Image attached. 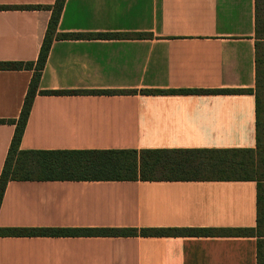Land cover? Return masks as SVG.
I'll return each mask as SVG.
<instances>
[{
	"label": "crops",
	"instance_id": "obj_1",
	"mask_svg": "<svg viewBox=\"0 0 264 264\" xmlns=\"http://www.w3.org/2000/svg\"><path fill=\"white\" fill-rule=\"evenodd\" d=\"M53 2L0 0V61H34L50 17L10 7ZM57 32L130 36L52 42L39 89L64 91L36 94L20 149L254 148V95L235 91L255 85L254 0H65ZM31 74L0 70V119ZM255 225L254 181L20 180L0 204V227ZM0 264H256V237L9 236Z\"/></svg>",
	"mask_w": 264,
	"mask_h": 264
},
{
	"label": "trees",
	"instance_id": "obj_2",
	"mask_svg": "<svg viewBox=\"0 0 264 264\" xmlns=\"http://www.w3.org/2000/svg\"><path fill=\"white\" fill-rule=\"evenodd\" d=\"M65 0L48 6H14L15 9H47L50 17L34 61H0V70L32 72L16 119H0L14 131L0 171V204L9 181L20 180H182L254 181L256 225L251 228H24L0 227L9 236H252L256 237V264H264V23L263 0H254L255 85L235 90L252 93L255 99L254 148L228 149H80L24 150L21 137L36 94L50 46L57 39L119 38L128 34L58 33ZM143 36V35H137ZM66 91V90H65ZM74 91V90H71ZM116 91V90H89ZM149 91V89H144Z\"/></svg>",
	"mask_w": 264,
	"mask_h": 264
}]
</instances>
